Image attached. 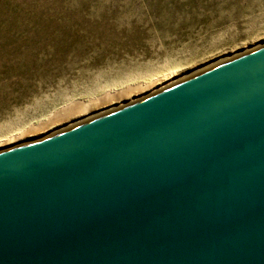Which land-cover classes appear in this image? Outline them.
Returning a JSON list of instances; mask_svg holds the SVG:
<instances>
[{"label": "water", "instance_id": "95a60500", "mask_svg": "<svg viewBox=\"0 0 264 264\" xmlns=\"http://www.w3.org/2000/svg\"><path fill=\"white\" fill-rule=\"evenodd\" d=\"M0 264H264V42L0 148Z\"/></svg>", "mask_w": 264, "mask_h": 264}, {"label": "rangeland", "instance_id": "374dc122", "mask_svg": "<svg viewBox=\"0 0 264 264\" xmlns=\"http://www.w3.org/2000/svg\"><path fill=\"white\" fill-rule=\"evenodd\" d=\"M262 41L264 0H0V148L67 125L80 102L102 111Z\"/></svg>", "mask_w": 264, "mask_h": 264}, {"label": "bare ground", "instance_id": "6f19581e", "mask_svg": "<svg viewBox=\"0 0 264 264\" xmlns=\"http://www.w3.org/2000/svg\"><path fill=\"white\" fill-rule=\"evenodd\" d=\"M262 42H264V41H262ZM241 52H243V50L241 51ZM233 54H238L237 52L235 53V52H232V53H230L228 56H230L231 57V55H233ZM226 58H228V57H226V56H223V57H221L220 59H218V61H214V62H219V61H221V60H224V59H226ZM212 64H214V63H211V64H209V65H207V66H210V65H212ZM191 74V73H190ZM187 74H181V75H179V76H177V78H175V77H173V78H169L167 81H165L164 83H162V84H158V83H151V84H148V85H146V86H143V88L142 89H148V91H150V92H152V91H154V90H157V89H159V88H162V87H164V86H166V85H168V84H171V83H173V82H175V81H177V80H179V79H182L183 77H185ZM158 84V85H157ZM157 85V86H156ZM140 87V86H139ZM138 87V88H139ZM137 88V86H135V88L133 87V88H129L128 89V91H126V92H128L129 93V96H130V93H133V94H135L136 93V89ZM125 92V93H126ZM137 92H138V90H137ZM127 94V93H126ZM111 96H113V95H107L106 97L104 96V98L102 99L104 102V104H106V103H109L110 102V104L113 102V98L115 99V100H119L117 103H116V105L114 104V105H109V107H107L106 109H103L102 111H97L96 113H94L93 111L94 110H96L95 108L96 107H98L97 106V102L98 101H95L94 99V101H87V102H80V103H78L77 104V106H75L74 108H69L68 110H65V117L64 118H66V119H68V122L69 123H67V125H65V126H62V127H59L58 129H56V130H50V131H45L44 133H42V135H38V137H41V136H44V135H46V134H49V133H51V132H54V131H57V130H59V129H62V128H64V127H67V126H70V125H72V124H75V123H77V122H79V121H82V120H84V119H87V118H89V117H92V116H94V115H97V114H99V113H102V112H104V111H107V110H109V109H112V108H115V107H117V106H120L121 104H125L126 102H129V100H134L135 98H130V99H126L125 101H120L121 100V97H122V95H117L116 94V96H114L113 98L111 97ZM111 97V98H110ZM120 102H122V103H120ZM103 104V105H104ZM120 104V105H119ZM84 115V116H83ZM80 116V118H78V119H75L76 117H79ZM82 116V117H81ZM64 118H63V120H64ZM74 119V120H73ZM60 120H62V118H60ZM70 120V121H69ZM73 120V121H72ZM35 132V131H34ZM34 134V133H33ZM29 135H32V133H30V132H27L26 133V131H24V132H22L21 134H18L16 137L14 136V137H11V138H8V139H6V142H11V141H14L15 139H19V138H23V137H27V136H29ZM38 137H35V135L33 136V138H38ZM32 138V139H33ZM29 140V139H28ZM27 139L26 140H24V141H28ZM31 140V139H30ZM4 143V141L2 142V143H0V144H3ZM13 144H15V143H13ZM12 144V145H13Z\"/></svg>", "mask_w": 264, "mask_h": 264}]
</instances>
